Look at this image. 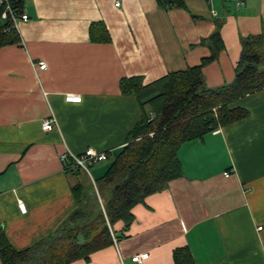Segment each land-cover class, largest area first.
<instances>
[{
	"label": "crops",
	"instance_id": "obj_1",
	"mask_svg": "<svg viewBox=\"0 0 264 264\" xmlns=\"http://www.w3.org/2000/svg\"><path fill=\"white\" fill-rule=\"evenodd\" d=\"M183 1L164 9L157 0H24L19 42L0 47V226L15 249L63 226L78 206L74 187L93 201L107 165L68 173L60 154L125 144L141 113L121 78L148 84L199 65L219 21L224 48L202 67L206 85L219 86L234 77L240 38L264 32V0ZM96 22L109 41L91 40ZM236 105L247 116L184 142L181 175L133 206L127 230L115 222L112 244L70 264H138L132 256L142 253V264H174L178 247L195 264H264V89ZM51 116L56 125L44 131Z\"/></svg>",
	"mask_w": 264,
	"mask_h": 264
},
{
	"label": "trees",
	"instance_id": "obj_2",
	"mask_svg": "<svg viewBox=\"0 0 264 264\" xmlns=\"http://www.w3.org/2000/svg\"><path fill=\"white\" fill-rule=\"evenodd\" d=\"M157 3L164 9L186 8L183 0ZM7 5L16 17L24 13V0H6L0 5V47L20 40ZM3 12L5 18L1 16ZM221 23L217 21L212 34L202 40L210 55L199 65L169 71L148 84H143L140 76L120 79L121 93L135 96L141 114L125 144L111 150L103 175L94 180L97 192L102 193L99 203L87 207L80 190L74 187L78 206L63 226L23 250L7 241L0 226V264H70L80 258L88 260L91 253L112 244L115 222L122 221L123 230H127L133 221V206L167 188L171 180L181 175L177 152L184 142L202 138L247 116L248 111L236 102L264 89V32L240 38L241 51L233 79L210 87L205 83L202 67L217 59L224 48ZM89 35L93 41L110 39L100 22L90 25ZM173 261L195 264L187 247L175 248Z\"/></svg>",
	"mask_w": 264,
	"mask_h": 264
},
{
	"label": "built area",
	"instance_id": "obj_3",
	"mask_svg": "<svg viewBox=\"0 0 264 264\" xmlns=\"http://www.w3.org/2000/svg\"><path fill=\"white\" fill-rule=\"evenodd\" d=\"M6 2V0H0V5ZM240 3V2H239ZM115 5H119V2L116 1ZM6 9L12 14V12L9 9V6H6ZM212 13L215 14V12L212 10ZM2 18L6 17V12L2 13ZM28 19L26 14H21L19 17H16L12 14V21H13V26L17 28V24L20 21H26ZM35 66H38L40 69H45L47 67V64L44 61H39L35 63ZM65 101L67 102H79L81 98L79 96H73L71 94H67L64 97ZM56 125L54 118L48 117L45 118L41 124V127L44 131H49L54 128ZM111 155V149L109 150H97L92 147L86 148L83 152L81 153H73L71 151L65 150L60 154V160L62 162L63 170H65L68 173H75L77 171H82L87 173L89 176L90 174V167L93 164L99 163L106 161L108 157ZM227 174V173H226ZM93 180V178H92ZM95 189L96 185L93 180ZM97 191V189H96ZM19 209L24 212L25 211V205L23 202L18 203ZM262 227L258 226L257 229L260 230ZM147 256L146 253L142 254H135L132 256V260L134 262H137L138 264L143 263V259Z\"/></svg>",
	"mask_w": 264,
	"mask_h": 264
},
{
	"label": "rangeland",
	"instance_id": "obj_4",
	"mask_svg": "<svg viewBox=\"0 0 264 264\" xmlns=\"http://www.w3.org/2000/svg\"><path fill=\"white\" fill-rule=\"evenodd\" d=\"M101 164H103V165H109V161H103V162H101V163H96V164H93L91 167H90V169H94V168H96V167H98L99 165H101ZM94 166V167H93ZM105 169H106V167H105ZM105 169H104V172H105ZM103 172V173H104ZM95 179H97L98 177H94ZM95 187V186H94ZM97 189V188H96ZM101 192H97L96 190H95V193H94V199H92V200H94V201H88L87 203H84V205H86L87 207L88 206H91V205H93V203L95 202V203H99L98 201H100V196H101ZM24 264H31L30 263V261H28V262H26V263H24Z\"/></svg>",
	"mask_w": 264,
	"mask_h": 264
}]
</instances>
